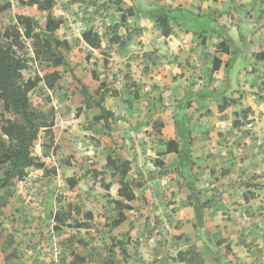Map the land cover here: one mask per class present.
<instances>
[{
    "label": "crops",
    "instance_id": "crops-1",
    "mask_svg": "<svg viewBox=\"0 0 264 264\" xmlns=\"http://www.w3.org/2000/svg\"><path fill=\"white\" fill-rule=\"evenodd\" d=\"M119 3V8L127 7L129 13L109 16L107 26L123 23L126 27L118 35L130 33V39L126 49L113 52L121 60L115 65L112 61L113 74L99 78L109 83L116 72L121 80L129 78L132 88L121 94L126 91L147 99L146 107L136 111L145 113L149 135L141 136V154L136 160L126 157L135 170L141 165L134 176L136 185L142 184L141 189L134 187L141 196L134 191L132 202L119 197L117 181L113 199L130 205L127 212L140 209L146 213L145 220L153 216L163 224L148 242L137 237L144 243L129 248V258L123 264H190L191 257L184 254L192 247L200 253L202 264H264L263 28L256 27L231 0ZM52 14L65 18L55 35L60 33V40L68 41L73 50L82 45L93 56L96 42H89L83 31L73 42L79 15L65 14L60 5ZM48 15L44 11L40 16L46 17L44 28ZM98 43V60L92 57L90 62L103 71L106 60L102 52L110 45ZM124 63L130 64L128 71L123 69ZM86 79L81 77L82 82ZM167 142H172V152H168ZM157 162L164 163L165 171L175 172L174 180L165 176L147 180L150 171L160 170ZM145 163L150 167L142 170ZM0 170L1 178L4 168ZM42 171L30 169L26 180ZM140 175L146 179L140 181ZM28 192L21 189V196H13L17 221L30 210L23 204ZM12 206L0 211L8 213ZM126 211L125 222L130 223ZM24 218L20 222L24 225L37 221ZM20 242L0 243V264L32 263Z\"/></svg>",
    "mask_w": 264,
    "mask_h": 264
},
{
    "label": "rangeland",
    "instance_id": "rangeland-1",
    "mask_svg": "<svg viewBox=\"0 0 264 264\" xmlns=\"http://www.w3.org/2000/svg\"><path fill=\"white\" fill-rule=\"evenodd\" d=\"M6 1L11 3L14 9L19 7L20 0ZM231 1H235V6L239 7L246 18L253 20L256 27L263 28L264 31V0ZM119 2L120 0H58V5H70L73 7V13L79 15V25L73 36L74 43L77 39L75 35L83 31L94 33L98 42L107 46L109 44L110 47L104 46L107 48L102 52L106 60L103 71L98 69V65L93 64V61L86 64L73 52L63 50L69 68L58 74L61 78L60 84L55 82V78L48 77L30 94L31 100L39 99L43 102L38 107L39 110L49 111L48 118L50 121L54 120L55 124L50 135L46 130H41V148L34 150V153L46 164L52 162L54 165L51 164L46 171L41 172L42 174L34 175L31 181L25 180L13 189V196L16 198L21 196L18 194L19 190H29L23 204L30 210L25 211L22 218L37 221L31 223L33 225H24L20 223L23 222L21 219L17 221L19 215L12 206L15 203L13 198L9 203L13 210L8 213L5 210L0 211V243L6 240L10 245H16L21 241L22 248L26 250V257L32 261L31 264H80L79 259L75 258L76 255L86 260L81 264H123V260L129 258V248L144 243L137 237L142 236L148 242L158 228H162V222L154 221L157 218L153 219V216L145 220L146 213H142L140 209L135 213L126 211L130 223L125 222L120 227H113L112 222L119 214V208L114 203L117 200L113 199L119 177L113 169L106 168L104 164L108 156L116 158L125 155L133 161L136 160L135 157L140 156L138 143L141 136L147 137L149 132L145 130V113L139 114L136 110L146 107L147 99L144 96L132 97L126 91L121 94L123 89H129L131 82L128 77H125L124 82L116 72L114 77H110L107 85L111 91L117 93V97L111 94L104 97V106L115 112V122H111L110 130H107L104 124L97 120L100 114L98 108L90 111L85 109L87 97L83 95L80 84L81 77H87L89 70L99 72L98 77H108L113 74L112 61H115L114 65L121 62L119 55L115 57L113 52L121 49V45L129 41L131 34L119 36V32L126 25L122 23L107 26L106 21L109 16L114 17L119 11L129 13L127 7L119 8ZM40 16L33 19L36 35L30 39L23 38L26 49L17 52V55L26 60V68L23 71L26 80L43 76L44 65L52 61L41 44L45 16ZM201 24L206 23L203 21ZM0 25L14 27L16 18ZM68 26L70 27L69 22ZM116 26L118 27L115 28ZM57 37L61 39V34ZM236 37L240 42L238 35ZM110 50L112 51L109 52ZM96 52L97 49L92 52L93 56L90 55L93 60H98ZM72 57L79 60H73ZM123 66L126 71L131 67L127 63ZM79 108L83 109L80 115ZM61 158L67 159L68 166L60 163ZM149 167V163H145L142 170ZM140 168L141 165L137 170ZM137 170L132 167L128 175V182L134 191L138 181L134 179ZM71 177L77 180L78 191L68 185L67 179ZM132 178L134 180L131 183ZM135 192L141 196L138 190ZM118 242L127 250V257L121 253ZM130 253L133 255L134 252Z\"/></svg>",
    "mask_w": 264,
    "mask_h": 264
},
{
    "label": "trees",
    "instance_id": "trees-1",
    "mask_svg": "<svg viewBox=\"0 0 264 264\" xmlns=\"http://www.w3.org/2000/svg\"><path fill=\"white\" fill-rule=\"evenodd\" d=\"M58 6L56 0H20L19 7L14 9L11 3L6 0H0V23H5L12 18H16L14 27L9 25H0V167L4 168L0 178V209L6 208L13 198V189L28 177L30 169L46 171L52 162L46 164L41 157L35 155L34 150L40 145L41 130H46L47 134H51L54 127V120L48 118L49 111H40L39 106L43 103L39 99L31 100L30 94L39 84L48 77L55 78V82L60 84L61 78L58 74L69 68L62 51L73 52V54L90 62L91 56L86 49L81 45L73 50L70 43L66 40H60L56 35V31L64 24V15L58 17L53 16L52 11ZM65 14L72 15L73 10L70 5H63ZM47 11L49 15L41 38V44L44 50L47 51L52 61L46 63L43 67V76L35 79L26 80L23 71L25 70L26 60L17 52H23L26 49V44L23 40L30 39L36 35L33 19ZM126 21V16L123 17V22ZM116 26L115 28H117ZM23 31V32H22ZM94 33H84V37L92 44L94 42L95 49L100 48L97 36L93 39ZM121 48L126 49V43L121 45ZM261 59V56H257ZM74 79L76 77H73ZM82 93L87 97L85 109L90 111L94 108L100 110L97 117L98 122L104 124L107 130H110L111 122H115L114 113L109 111L105 106V95L111 94L117 97V93L109 89L106 81H101L98 74L94 70H89L87 79L81 82ZM129 86V85H127ZM132 86L129 87V89ZM96 98H99L97 100ZM136 98V97H135ZM83 112L82 108L78 109V114ZM164 143V142H163ZM168 146V152H172V142L165 143ZM68 166V161L63 158L61 162ZM160 170H153L148 173L147 180L153 181L162 176L167 177L170 181L176 177L175 172L170 173L165 171L164 163H156ZM106 168H111L119 177L118 183L120 188L118 196L128 202L136 199L132 185L126 180L129 173L132 171V163L123 155L116 158L107 157ZM144 175L139 176V180H145ZM67 183L71 189L78 191L77 180L72 177L67 179ZM136 189H141L142 184L139 182ZM119 208L118 218L112 222L113 227H120L125 221L126 216L124 211L131 210L130 205H124L120 201L114 202ZM184 238V237H180ZM121 253L127 257L128 253L122 243ZM190 264H202L200 262L201 255L196 247H192L186 254ZM1 256V254H0ZM79 259L80 264L86 262L85 259ZM10 262V261H8Z\"/></svg>",
    "mask_w": 264,
    "mask_h": 264
},
{
    "label": "built area",
    "instance_id": "built-area-1",
    "mask_svg": "<svg viewBox=\"0 0 264 264\" xmlns=\"http://www.w3.org/2000/svg\"><path fill=\"white\" fill-rule=\"evenodd\" d=\"M249 128H251V125H249Z\"/></svg>",
    "mask_w": 264,
    "mask_h": 264
}]
</instances>
